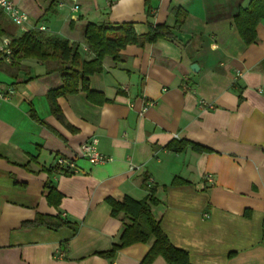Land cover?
Here are the masks:
<instances>
[{"label":"crops","instance_id":"crops-1","mask_svg":"<svg viewBox=\"0 0 264 264\" xmlns=\"http://www.w3.org/2000/svg\"><path fill=\"white\" fill-rule=\"evenodd\" d=\"M12 1L27 12L28 29L42 25V38L78 44L83 59L93 57L83 35L89 22L132 23L143 34L149 24L173 26L172 7L186 16L176 31L180 43L129 44L121 60L102 59L88 87L102 103L82 90L57 97L72 129L46 99L61 84L59 73H46L33 59L23 60L16 76L0 69V89L7 91L0 101V264L140 263L147 243L120 248L112 258L98 253L122 229L107 199H142L145 184L158 198L153 215L189 262L264 264V19L249 45L234 23L250 0H154L150 17L144 0H58L48 10L47 0ZM147 99L154 104L143 110ZM93 137L110 161L77 157V146ZM182 139L207 150L167 148ZM60 157L75 159L74 171H45ZM49 180L61 195L57 205L46 197ZM37 214L60 216L76 230L22 226ZM165 262L157 256L151 264Z\"/></svg>","mask_w":264,"mask_h":264},{"label":"trees","instance_id":"trees-1","mask_svg":"<svg viewBox=\"0 0 264 264\" xmlns=\"http://www.w3.org/2000/svg\"><path fill=\"white\" fill-rule=\"evenodd\" d=\"M58 0H47L45 10L52 8ZM153 1L144 0L147 16L153 14ZM175 21L173 26L167 24H149L148 30L143 34L135 31L132 23L108 24V23H87L84 26V38L88 50L93 53L91 59H83L76 43L56 36L42 38L39 36L41 30L29 29L20 34L16 33L17 26L12 23L0 9V37L10 39L11 54L9 61L0 58V69L10 75L16 76L21 70L22 61L33 59L41 62L46 73L57 72L60 74L62 82L58 87L47 91L46 99L52 114L67 127L72 129L64 120V116L57 104V97L66 94L85 91L95 103H102L103 100L98 94L90 90L89 77L102 70V59L110 57L114 61L121 60L120 50L124 46L134 44L144 46L153 43L158 39H166L180 43L177 39L176 31L180 28L186 12L177 7L171 8ZM264 19V0H250L247 6L241 8L234 16V23L239 35L246 45L255 41L257 24ZM185 45V44H183ZM264 63V62H262ZM94 95H96L94 97ZM33 119L41 124L48 125L39 119L32 111ZM191 146L196 151H205V147L191 143L188 140H171L166 146L172 151H181L187 146ZM45 171H61L55 167L44 168ZM185 181L174 178V184H182ZM46 197L49 203L57 205L61 195L51 185L50 180L46 183ZM147 190L146 196L142 199H134L125 195L121 201L108 198L110 213L122 222V229L119 240L112 244L109 250L98 254L105 258H112L116 251L133 243H147L149 249L143 259L138 264H151L157 256L163 257L167 264H192L188 252L174 246L159 224V220L153 215L152 209L158 205V198L155 196V188L144 185ZM23 227L43 226L48 229L57 230L68 227L73 231L76 225L60 216L37 214L32 221L23 222Z\"/></svg>","mask_w":264,"mask_h":264},{"label":"built area","instance_id":"built-area-1","mask_svg":"<svg viewBox=\"0 0 264 264\" xmlns=\"http://www.w3.org/2000/svg\"><path fill=\"white\" fill-rule=\"evenodd\" d=\"M78 5L76 3L73 4L72 9L76 10ZM0 9L7 16V18L14 23L17 28L21 31H28L29 29L26 27V22L28 18V14L21 7H19L12 0H0ZM35 29V27H33ZM38 30H44V26H39L36 28ZM11 54L10 48V39L8 37H0V58H3L6 62L9 61V57ZM7 96V91L4 89H0V101L4 100ZM154 102L152 100L147 99L144 102L143 110H146L149 106L153 105ZM201 105H208L205 101H201ZM98 139L96 137L91 138L90 140L81 142L76 149L77 157L86 158L90 164H102L111 160V157L101 153L97 149ZM56 165L60 170L65 172H71L75 169V159H65L59 158L57 160ZM132 167V166H131ZM211 174H206L207 181H211Z\"/></svg>","mask_w":264,"mask_h":264},{"label":"water","instance_id":"water-1","mask_svg":"<svg viewBox=\"0 0 264 264\" xmlns=\"http://www.w3.org/2000/svg\"><path fill=\"white\" fill-rule=\"evenodd\" d=\"M197 68H198V66L195 63L191 64V69L192 70L197 71L196 70Z\"/></svg>","mask_w":264,"mask_h":264}]
</instances>
